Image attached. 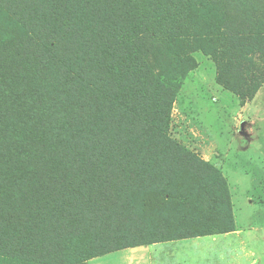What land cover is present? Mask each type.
Returning a JSON list of instances; mask_svg holds the SVG:
<instances>
[{
    "label": "trees",
    "instance_id": "1",
    "mask_svg": "<svg viewBox=\"0 0 264 264\" xmlns=\"http://www.w3.org/2000/svg\"><path fill=\"white\" fill-rule=\"evenodd\" d=\"M146 4L182 73L202 50L237 90L236 62L264 52V0ZM138 14L135 0H0V264L231 230L219 173L167 135L173 90L145 61Z\"/></svg>",
    "mask_w": 264,
    "mask_h": 264
},
{
    "label": "rangeland",
    "instance_id": "2",
    "mask_svg": "<svg viewBox=\"0 0 264 264\" xmlns=\"http://www.w3.org/2000/svg\"><path fill=\"white\" fill-rule=\"evenodd\" d=\"M135 1L142 29L140 38L147 47L145 61L173 90L167 135L219 173L228 204L225 212H217V216L228 229L232 223L226 234H233L228 238L244 241V257H239V262L264 264V52L251 53L245 67L236 62V71L242 73L237 90L218 79V63L202 50L191 53L193 67L182 73L172 63L150 21L146 0ZM160 1L173 6L177 1L189 0ZM227 53L234 59L232 52ZM134 252L146 256L128 249L81 264H127L125 258ZM154 260L159 264L157 255ZM146 261L147 258L139 259L133 264Z\"/></svg>",
    "mask_w": 264,
    "mask_h": 264
},
{
    "label": "crops",
    "instance_id": "3",
    "mask_svg": "<svg viewBox=\"0 0 264 264\" xmlns=\"http://www.w3.org/2000/svg\"><path fill=\"white\" fill-rule=\"evenodd\" d=\"M229 234L215 235L221 237H196L128 248L139 250V253H146L147 257L139 256L134 252L129 253L125 261L127 264H133L135 260L142 261L147 258L146 264H154V256L157 255L159 264H242L240 258L244 257L242 254L245 249L244 241L241 238L230 239L227 237Z\"/></svg>",
    "mask_w": 264,
    "mask_h": 264
}]
</instances>
